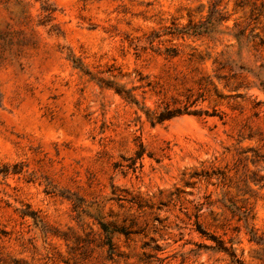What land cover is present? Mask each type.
<instances>
[{"label":"rangeland","instance_id":"1","mask_svg":"<svg viewBox=\"0 0 264 264\" xmlns=\"http://www.w3.org/2000/svg\"><path fill=\"white\" fill-rule=\"evenodd\" d=\"M263 3L0 0V264H264Z\"/></svg>","mask_w":264,"mask_h":264},{"label":"trees","instance_id":"2","mask_svg":"<svg viewBox=\"0 0 264 264\" xmlns=\"http://www.w3.org/2000/svg\"><path fill=\"white\" fill-rule=\"evenodd\" d=\"M262 5H264V3ZM42 9L43 11L47 12L48 15H51V13L54 11L53 9L46 8L45 6L42 7ZM204 32H205L204 30H200L199 28H188V29L181 30V31L174 30L173 32H170V33L172 34L176 33L177 35L180 34L182 36L184 35L190 36V35H201ZM153 35H156V33H154ZM153 42H154V38L150 39L149 44L153 46ZM165 53L167 57H175L177 55V52L175 49H167ZM70 60L75 69H78L79 72H81L83 75L89 76L92 80L96 81L97 85L100 88L110 89L128 104L139 106V101L133 94V91H134L133 88L128 89V88H125L123 85L114 83L112 81H104L102 79L96 80L95 78L91 76L89 72L86 71V69L84 68V66L81 64V62L78 59L74 58L73 56H70ZM185 111L186 110H182L180 108L170 109L169 107H165L158 114H153V113H148V112H144V114L146 115L147 120L152 125H154V124H161L165 121L171 120L175 117L188 113ZM143 153H144V149H143V146L140 144L138 151H136L135 153V159H140ZM21 172H22V165L18 163H14L12 165L0 164V180H5L10 175L19 174ZM258 181H264V178H259ZM24 215H27V214H24ZM30 217H32V213L30 214ZM101 228L105 234L104 240L102 242V246L106 247L108 257L109 259H112L115 255V247L112 243V235L113 233H123V230L122 229L109 230L107 228V225L104 223L101 224ZM197 231L202 235L208 236V234H206L203 230H201L198 224H197ZM208 237L215 244L213 247H211L213 251L222 252L226 254L230 258V261L232 264H245L239 257H237L235 250L233 249L231 243L229 246H226V244L222 240L215 238L214 236H208ZM146 259L147 257L143 260L145 263H147Z\"/></svg>","mask_w":264,"mask_h":264}]
</instances>
